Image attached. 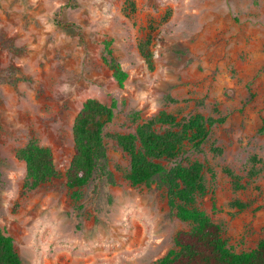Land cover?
Wrapping results in <instances>:
<instances>
[{
	"label": "rangeland",
	"instance_id": "obj_1",
	"mask_svg": "<svg viewBox=\"0 0 264 264\" xmlns=\"http://www.w3.org/2000/svg\"><path fill=\"white\" fill-rule=\"evenodd\" d=\"M74 23L79 29L55 22ZM0 227L23 264H147L189 228L162 190L132 186L113 135L165 110L215 118L202 152L206 194L197 205L234 251L264 238V0H0ZM126 72L120 83L105 42ZM147 42L151 59L140 45ZM30 77L12 83L8 76ZM88 99L115 104L105 129L116 185H66L73 124ZM31 139L49 147L60 175L25 192Z\"/></svg>",
	"mask_w": 264,
	"mask_h": 264
},
{
	"label": "trees",
	"instance_id": "obj_2",
	"mask_svg": "<svg viewBox=\"0 0 264 264\" xmlns=\"http://www.w3.org/2000/svg\"><path fill=\"white\" fill-rule=\"evenodd\" d=\"M55 22L66 28L79 29L74 23ZM0 45L12 50L16 46L0 33ZM143 55L150 60L147 42L140 45ZM105 61L116 80L122 83L126 72L113 54L111 42H105ZM9 81L31 80L30 77L8 76ZM115 115V104L108 105L96 99H88L77 114L73 124L74 154L66 172V185L81 189L96 178H105L111 185L117 179L110 165L108 145L105 140L107 124ZM138 113L129 116L134 129L128 133L113 135L115 147L128 160L124 178L132 186H155L168 199L173 214L187 222L189 228L179 230L174 238V248L164 257L147 264H264V238L250 250L234 251L223 237L222 228L197 205L206 192L204 166L199 161L185 160V154L202 152L211 128L222 124L225 118H215L196 113L179 119L165 110L141 123ZM260 131L264 133V124ZM25 162L24 191L40 188L46 182L58 178L54 155L49 147L31 139L16 152ZM3 158L0 154V191L4 186ZM0 264H23L14 240L0 227Z\"/></svg>",
	"mask_w": 264,
	"mask_h": 264
}]
</instances>
